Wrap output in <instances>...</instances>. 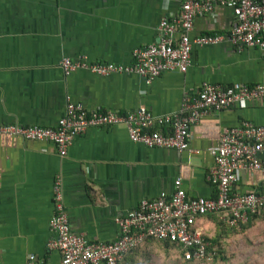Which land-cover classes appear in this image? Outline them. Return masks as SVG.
Masks as SVG:
<instances>
[{
  "label": "crops",
  "instance_id": "crops-1",
  "mask_svg": "<svg viewBox=\"0 0 264 264\" xmlns=\"http://www.w3.org/2000/svg\"><path fill=\"white\" fill-rule=\"evenodd\" d=\"M182 4L0 0V125L54 128L68 103L90 112L126 114L145 108L153 117L173 116L198 100L204 84L264 86L260 49L235 47L226 38L233 21L227 5L195 19L191 38L225 40L194 47L184 74L163 73L150 84L138 75L63 74L64 58L132 64L133 51L155 43L160 21L176 18ZM175 26L178 39L180 27ZM245 122L264 127L262 101L208 110L191 126L189 147L182 152L133 143L123 125L89 128L75 137L65 157L50 143L1 136L0 264H27L31 255L44 264H60V253L47 249L57 183L71 231L91 243L117 241V221L142 200L173 195L177 180L188 198L216 199L217 187L208 180L215 165L208 149L220 143L226 130ZM261 180V172L241 170L235 189L249 193Z\"/></svg>",
  "mask_w": 264,
  "mask_h": 264
},
{
  "label": "built area",
  "instance_id": "built-area-1",
  "mask_svg": "<svg viewBox=\"0 0 264 264\" xmlns=\"http://www.w3.org/2000/svg\"><path fill=\"white\" fill-rule=\"evenodd\" d=\"M217 5H227L233 12L226 37L228 42L235 47L258 48L264 55V0H183L176 18L160 21L157 41L133 51L132 64L87 63L84 59L64 58L60 63L62 72L65 76L78 70H88L103 77L115 73L138 75L146 84L163 73L184 74L191 64L194 47L215 45L225 40L216 36L191 38L195 19L213 14ZM175 25L180 27L178 39H175ZM259 100L264 103L263 85L254 88L242 85L234 89L204 84L198 100L191 107L166 117H153L145 108L118 114L90 112L82 104L68 103L64 116L54 128L0 125V137L50 143L60 157H65L75 137L89 128L123 125L133 143L182 152L189 147L191 126L208 110ZM208 151L215 164L208 180L217 187L216 199L188 198L181 181L177 180L173 195L162 193L153 200H142L137 209L119 219V238L113 243H91L71 231L57 183L54 193L56 213L49 223L53 238L47 245L48 251L60 253V264H120L131 251L153 239L180 245L194 261L211 262L216 252L197 226L199 218L217 215L222 222L235 227L246 223L250 215L264 212V127L245 122L240 127L228 129L220 143ZM241 170L262 174L261 182L249 193L235 189ZM27 264L44 263L31 255Z\"/></svg>",
  "mask_w": 264,
  "mask_h": 264
},
{
  "label": "trees",
  "instance_id": "trees-1",
  "mask_svg": "<svg viewBox=\"0 0 264 264\" xmlns=\"http://www.w3.org/2000/svg\"><path fill=\"white\" fill-rule=\"evenodd\" d=\"M262 223H264V212L250 215L246 223L235 227L225 224L217 215L199 218L197 226L201 225L204 239L216 252L211 262L194 261L176 243L148 239L137 249L131 251L120 264H234L233 260L237 253L235 246L239 244V241H245L246 244L253 247L254 252L263 253L264 242L261 244L262 249L261 247L256 249L258 245H255L253 238V235L259 233L258 227ZM241 255L242 253H240ZM244 262L238 261L235 264H245Z\"/></svg>",
  "mask_w": 264,
  "mask_h": 264
},
{
  "label": "rangeland",
  "instance_id": "rangeland-1",
  "mask_svg": "<svg viewBox=\"0 0 264 264\" xmlns=\"http://www.w3.org/2000/svg\"><path fill=\"white\" fill-rule=\"evenodd\" d=\"M258 234L253 235L255 245H258L256 249L263 248L261 244L264 242V223L260 224L258 227ZM236 252L234 257V264L238 261H245V264H264V251L263 253H258V251H253V247L245 243V241H239V244L235 246ZM243 249V250H242ZM239 250V251H238ZM242 250V251H241ZM240 253L242 255L240 256ZM247 253V254H245ZM239 254V255H238ZM247 256V258L245 257ZM156 256L154 255V258ZM247 259V261H246ZM243 264V263H242Z\"/></svg>",
  "mask_w": 264,
  "mask_h": 264
}]
</instances>
